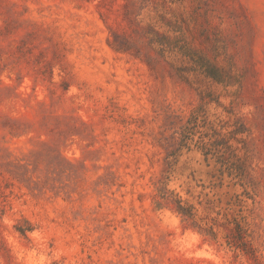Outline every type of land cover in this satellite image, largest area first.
Wrapping results in <instances>:
<instances>
[{
    "label": "rangeland",
    "instance_id": "obj_1",
    "mask_svg": "<svg viewBox=\"0 0 264 264\" xmlns=\"http://www.w3.org/2000/svg\"><path fill=\"white\" fill-rule=\"evenodd\" d=\"M0 264H264V0H0Z\"/></svg>",
    "mask_w": 264,
    "mask_h": 264
},
{
    "label": "trees",
    "instance_id": "obj_2",
    "mask_svg": "<svg viewBox=\"0 0 264 264\" xmlns=\"http://www.w3.org/2000/svg\"><path fill=\"white\" fill-rule=\"evenodd\" d=\"M179 211H180V212H183V209H182V207H180V206H179Z\"/></svg>",
    "mask_w": 264,
    "mask_h": 264
}]
</instances>
